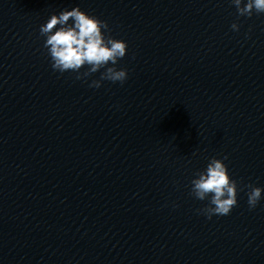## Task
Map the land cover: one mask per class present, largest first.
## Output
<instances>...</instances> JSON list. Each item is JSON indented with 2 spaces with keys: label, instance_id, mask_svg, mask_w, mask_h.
Here are the masks:
<instances>
[{
  "label": "clouds",
  "instance_id": "clouds-1",
  "mask_svg": "<svg viewBox=\"0 0 264 264\" xmlns=\"http://www.w3.org/2000/svg\"><path fill=\"white\" fill-rule=\"evenodd\" d=\"M239 16L251 17L253 11L264 13V0H231ZM243 3V6H242ZM72 21L70 24L69 21ZM232 30L238 31L239 25L233 23ZM106 21L91 16L79 7L53 14L41 25L40 34L46 37L45 48L51 59V66L61 73L76 72V79H83L105 69L100 80H94L89 86L100 87L101 81L108 80L121 84L127 79V70L115 67L127 52V43L106 36ZM112 65V66H108ZM87 66V70L80 72ZM195 154V153H193ZM226 159V157H225ZM191 181V195L200 201L208 200V205L198 211L207 218L213 215L226 216L237 206L238 184L231 178L227 166L221 159L211 158L204 171L196 174ZM248 205L254 209L262 198L264 189L248 185Z\"/></svg>",
  "mask_w": 264,
  "mask_h": 264
}]
</instances>
